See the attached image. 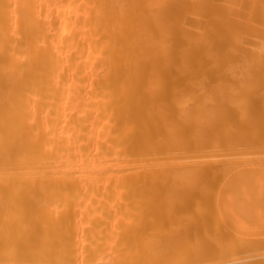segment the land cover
Instances as JSON below:
<instances>
[{
	"label": "bare ground",
	"instance_id": "1",
	"mask_svg": "<svg viewBox=\"0 0 264 264\" xmlns=\"http://www.w3.org/2000/svg\"><path fill=\"white\" fill-rule=\"evenodd\" d=\"M230 1L0 0V264H200L207 141L264 134V0ZM258 156L227 178L264 202Z\"/></svg>",
	"mask_w": 264,
	"mask_h": 264
},
{
	"label": "rangeland",
	"instance_id": "2",
	"mask_svg": "<svg viewBox=\"0 0 264 264\" xmlns=\"http://www.w3.org/2000/svg\"><path fill=\"white\" fill-rule=\"evenodd\" d=\"M196 0H190V2H192V4L195 6L196 4H197V7H208V6H213V5H225V6H229L228 4L229 3H227L228 2V0H227V2H226V0H197L196 2H195ZM201 3L200 5H199V2ZM225 1V2H224ZM230 1V0H229ZM198 2V3H197ZM196 3V4H195ZM226 3V4H225ZM230 3H232L231 1H230ZM244 92V91H243ZM241 106H243L244 107V105L243 104H241ZM240 105L238 106V107H241ZM253 109H254V107H253ZM259 110V109H254L253 111H252V114H257V111ZM259 112V111H258ZM240 116V115H239ZM222 117V116H221ZM224 117V116H223ZM256 117V116H255ZM254 117V118H255ZM239 117L237 116L236 118L234 117V118H232L233 120H230V121H224V119L225 118H223V121H224V123L225 124H223V126L222 127H224V125H225V131L223 130V132L225 133V135H224V133H223V135H224V137L225 138H223V135H222V138H223V140L221 139V141H222V144L221 143H219L220 141H217L218 143H219V145L221 144V146H216V145H214L215 143H217L216 142V140H218V139H214L212 136H214L215 134H212V136L210 135V138L211 139H209V141H207V142H209V144L208 145H212L213 144V147H214V150L216 151V153H215V151H211V149L210 148H208V150L205 148V150H207V151H209V152H207V157L209 156V157H211V159L210 158H207V159H204L206 162H208V169H209V167H210V170L212 171V173H214L213 171L215 170V172H216V176H217V171L216 170H218V172L220 171V167H219V169L217 168V166H223L224 165V169L222 168L221 170H224L225 172H223V173H219V175L216 177L215 175H213L212 173H210V174H212L211 176L214 178V176L216 177V178H214L213 179V182H210V180H206L205 181V179H204V181H205V183L206 182H208L207 184H209L208 185V187L206 186H204V185H206V184H203L202 186L203 187H205V189H207L208 190V196L210 197V199L211 200H209V197L207 196H205V195H207V194H203L206 198H207V200H208V202L206 201H204L203 202V206H205L206 205V207H208V204H209V209L210 208H212V210H211V213H213L212 211H213V209L217 206V208L219 209L218 211H220L219 213H216L217 215H214L215 214V212H218V211H214V213L213 214H211L212 215V217H208V216H210V210L207 208L206 210L209 212V214H207L206 216H207V218H210V221H208V222H210V224H211V226L212 227H214L215 226V228L217 227V225H215L216 224V220H217V222H218V220H219V217H221V219L220 220H223L222 222H223V224H222V222L220 221V222H218V224H219V226H221L220 228H219V230H221V231H219V234L217 233L218 231H217V228L215 229L214 228V230L213 229H211L212 227H209V223L207 222H205L206 224H205V226L203 225V228H205V227H207V224H209L208 225V227L206 228V231H208L209 230V232H207V236H203V235H201V238H202V236H203V239H204V237H205V239L204 240H202L203 241V245L202 246H205L204 248H206V249H208L205 253H206V256H205V258H204V256H201L202 258H201V261H203V262H201L200 261V264H232V263H234V264H240V261L241 262H244V260L245 261H248V260H246L247 258L248 259H250V261H248V263L249 262H251V263H254L255 261L254 260H256V259H259V260H261L262 261V258H261V256L258 258L257 256H255V255H261L263 252H264V244H261L262 242H264V233H262L261 232V229H263L264 230V227H263V225H264V223L262 222V221H264V205H263V200L262 199H260V196L257 194L258 192H256V193H252V194H250V195H246V196H250V198L247 200L246 199V197H244L245 199H243V197H240V196H242V195H240V193L242 192V190L243 189H245L246 190V193H247V190L248 189H246V187L245 188H243L242 190H239V191H241V192H238V189H239V186L238 185H235V186H237L238 188H236V187H234L233 188V185L235 184V183H237V182H233L234 184L232 185V182H231V180H229L228 178H230L231 177V175L233 176L234 174H237L236 172H234V171H237V172H239L241 169H242V166H243V164L245 163V161H244V159L246 158V160H247V158H251V155L253 156L252 158L257 162L258 160H256V158H257V156L261 153V152H264V134L262 135H260L259 133H257V131L255 132L254 131V128H255V126L253 127V125H256L255 123L257 122V118H258V120L259 119H261V118H259V117H256V120L254 119H252L251 120V117L247 120V122L245 121V120H243L242 119V117L240 116V118L238 119ZM217 119V118H216ZM220 120H221V118H219ZM220 120H215V123L213 122V120L211 119L210 121H212L215 125L217 124V125H220L221 126V124H220ZM235 120V121H234ZM238 120H240L239 122H238ZM262 120V119H261ZM216 121H218V122H216ZM222 121V122H223ZM256 121V122H255ZM264 121V120H263ZM207 122V121H206ZM249 122V123H248ZM207 123H209V122H207ZM240 123V124H239ZM244 123V124H243ZM249 125H248V124ZM250 123L252 124L251 126H250ZM258 123H260V120H259V122H257V125H258ZM212 124V123H211ZM213 124V125H214ZM227 124V125H226ZM229 124H231V125H229ZM236 124V125H235ZM263 124V123H262ZM210 125V123L207 125V126H209ZM233 125V126H232ZM260 125H261V123H260ZM219 126V127H220ZM241 126V127H240ZM259 126V125H258ZM258 126H256L257 128H258ZM238 130H237V129ZM257 128H255V129H257ZM231 129H233V130H231ZM236 129V130H235ZM245 129V130H244ZM229 130V131H228ZM236 132V133H234V132ZM239 131H240V133H239ZM248 131V132H247ZM228 132H232L233 134H230V133H228ZM207 133V132H206ZM211 133V132H210ZM209 132H208V134H210ZM230 135V136H228V135ZM253 134H255L254 136H253ZM235 137H234V136ZM249 135V136H248ZM207 136H209V135H207ZM207 136H205V137H207ZM216 136V135H215ZM214 136V137H215ZM231 136H233V137H231ZM245 136V137H244ZM253 136V137H252ZM228 137V138H227ZM238 137V138H237ZM242 138V142H241V138ZM258 137H260V139L258 138ZM207 138H209V137H207ZM215 138H217V136L215 137ZM219 138V137H218ZM235 138V139H234ZM250 138V139H249ZM212 139H214V140H212ZM248 141H247V140ZM259 139V140H258ZM262 139V140H261ZM214 141V142H212V143H210V141ZM228 140V141H227ZM234 140V141H233ZM204 141H205V139H204ZM224 141V142H223ZM227 141V142H226ZM236 141H238V142H240V143H236ZM246 141V142H245ZM252 141V142H251ZM260 141V142H259ZM257 142V143H256ZM227 143H229L230 145H228ZM233 143V144H232ZM255 143V144H254ZM205 144V143H204ZM237 144V146H235ZM244 144V145H243ZM246 144L248 145L247 146V148H246ZM250 144V145H249ZM206 146L205 147H207L208 145H207V143L205 144ZM224 145V146H223ZM253 145H256V146H260L261 145V148L259 147L258 148V151H259V149L261 150V152L259 151H256L254 148L256 147V146H253ZM223 146V147H222ZM229 146V147H228ZM254 148H253V147ZM208 147H212V146H208ZM213 147H212V149H213ZM216 147H219V148H216ZM226 147V148H225ZM232 147H234V148H232ZM236 147V148H235ZM243 149H242V148ZM251 149H253V150H251V152H249V151H246V150H250V148ZM223 148L225 149L224 150V152L222 151L223 150ZM228 148V149H227ZM263 148V149H262ZM222 149V150H221ZM230 149H233V150H230ZM219 150V151H218ZM229 150V151H228ZM254 150H255V152H256V154H258V155H256L255 157H254V155H253V152H254ZM234 151V152H233ZM238 151V152H237ZM243 151H245V152H243ZM206 152V151H205ZM214 154H213V153ZM221 153V155H220V153ZM223 152V153H222ZM230 152V153H229ZM242 152V153H241ZM258 152V153H257ZM219 153V154H218ZM233 153V154H232ZM240 153V154H239ZM245 153H247V157L245 156ZM251 153V154H250ZM217 154V155H216ZM227 154V155H226ZM238 154V155H237ZM249 154V155H248ZM211 155V156H210ZM216 156V157H214V156ZM229 155V156H228ZM237 155V156H236ZM212 156H213V158H212ZM223 156V157H222ZM232 156V157H231ZM234 156H236V157H234ZM250 156V157H249ZM262 156H264V153H261L259 156H258V158H261ZM222 157V158H221ZM242 157V158H241ZM204 158H206V153H205V157ZM226 158V159H225ZM210 159V160H209ZM240 159H243V160H240ZM217 160V161H216ZM222 160V161H221ZM224 160V161H223ZM239 160H240V162H239ZM217 162V164H215L216 162ZM219 161V162H218ZM234 161V162H233ZM239 162V165H240V163H242V165H237V162ZM205 162V163H206ZM210 162H212V163H210ZM213 162H215V163H213ZM220 162L222 163V164H220ZM234 163H236L235 165L239 168V169H237L236 170V168L237 167H235L234 165H232V164H234ZM231 166H230V165ZM210 165V166H209ZM226 165V166H225ZM206 166H207V164H206ZM206 166H205V169H204V172L206 173H208L209 174V172H210V170H207L206 169ZM212 167H214V168H212ZM229 167H230V169H229ZM234 169H233V168ZM226 168H227V170H226ZM212 169H214V170H212ZM205 170H207V171H205ZM229 170V171H228ZM231 170H232V173H231ZM222 172V171H221ZM233 172H234V174H233ZM204 173V175H208V174H205ZM210 174H209V176H210ZM221 174V175H220ZM224 176H226V178L224 179L223 177V175ZM229 174V175H228ZM210 176V177H211ZM221 176V177H220ZM205 177H207L206 179H208V178H210V177H208V176H205ZM204 177V178H205ZM228 177V178H227ZM236 177V176H235ZM218 178H220L219 180H220V182H219V180H218ZM232 178V177H231ZM234 178V177H233ZM223 179V180H222ZM236 180H237V177L235 178ZM235 179H232L233 181H235ZM212 181V180H211ZM218 181V182H217ZM221 181H223V182H221ZM226 181V182H225ZM237 181H239V183L241 182L240 180H237ZM210 182V183H209ZM229 182V183H228ZM216 183H217V185H216ZM231 183V184H230ZM238 183V184H239ZM231 186H230V185ZM210 185H211V187H210ZM220 185V186H219ZM223 185H224V187H223ZM240 185V184H239ZM244 184H242L241 186H243ZM214 186V187H213ZM228 188H227V187ZM240 186V187H241ZM245 186V185H244ZM202 187V188H203ZM209 188V189H208ZM224 188V189H223ZM204 189V190H205ZM210 189H211V191H210ZM236 189V190H235ZM203 190V189H202ZM203 190V191H204ZM212 190H215V191H217V192H215L214 193V191H212ZM221 190V191H220ZM225 190H228L227 192H229V193H227ZM250 190V189H249ZM210 191V192H209ZM232 191H234V192H232ZM257 191H258V189H257ZM221 192V195L220 194H218V193H220ZM232 192V193H231ZM238 194H237V193ZM250 192H252V191H248V193H250ZM204 193H205V191H204ZM217 193V194H216ZM243 193H244V191H243ZM242 193V194H243ZM215 194H216V197H215ZM256 194V195H255ZM217 195H219V196H217ZM233 195H235V196H237V198L235 197V196H233ZM254 195V196H253ZM222 196V197H221ZM243 196H244V194H243ZM259 197V199H260V201H258L259 199L258 198H256V197ZM215 197V198H214ZM218 197V198H217ZM220 197V198H219ZM224 197H225V199H224ZM226 197H227V201H225L226 200ZM232 197H234V199L232 198ZM247 197V198H248ZM217 198V199H216ZM231 198V199H230ZM239 198L241 199V200H239ZM214 199H216V202L214 201ZM224 199V200H223ZM205 200V199H204ZM225 201L228 205H226V203L224 204V202L223 201ZM230 200V203H232V201H234L235 202V204H234V202H233V204H231L230 206H229V201ZM239 200V201H238ZM245 202H244V201ZM221 201V202H220ZM237 201V202H236ZM212 202V203H211ZM220 202V204H218ZM240 202V203H239ZM247 202L248 203H250V205H251V209L250 210H252V208L254 209V215L255 214H257V216H253V215H251V214H253L252 212H250V215H248V213H247V211H248V208L250 207L249 205H247ZM207 203V204H206ZM224 205H223V204ZM245 203V204H244ZM262 203V204H261ZM216 204V205H215ZM244 204V205H243ZM213 205V206H212ZM226 205V206H225ZM244 207H243V206ZM245 205H247V206H245ZM261 205V206H260ZM221 206L223 207V208H221ZM229 206V207H228ZM232 206V207H231ZM234 206H235V208H234ZM237 206V207H236ZM205 207V208H206ZM214 207V208H213ZM226 207V208H225ZM246 207H248V208H246ZM228 208H231V210L230 209H228ZM238 208H239V210H240V212H239V210H238ZM242 208H244V209H242ZM245 208H246V210L247 211H245ZM225 209V215H226V218L228 217H230V219L228 220V218L226 219V222H225V215H223L222 213L224 212H222L221 213V211L222 210H224ZM235 209V211L236 212H239L240 214H241V217L243 216V218H241L240 217V214L238 213V214H236V212L235 211H233ZM256 209H258V210H256ZM214 210H216V209H214ZM249 210V211H250ZM231 211V212H230ZM233 211V212H232ZM245 213H244V212ZM230 212V213H229ZM229 213V214H228ZM232 213H234V215L236 216L237 215V217H238V215H239V217H238V221H237V217H235V216H233V214ZM219 214H220V216H219ZM258 214H259V216H258ZM219 216V217H216V219H214L215 220V224H212V223H214V220H212L213 218H214V216ZM223 215V216H222ZM231 215L233 216V217H231ZM245 215V216H244ZM248 215V216H247ZM236 219H235V218ZM223 218V219H222ZM244 218H245V220H244ZM255 218H256V220H255ZM257 218H259V219H257ZM238 222H236L235 223V220ZM260 219H262V220H260ZM209 220V219H208ZM261 221V222H258V221ZM230 223L231 221L232 222H234V224H231V226H232V229H230L231 227H230V224L228 223V222ZM239 221H241L240 223H239ZM253 221V222H252ZM256 221V222H255ZM225 222V223H224ZM231 222V223H232ZM258 222V223H257ZM228 223V224H227ZM246 223V224H245ZM253 223V224H252ZM256 223H257V225H256ZM220 224H222V225H224L225 224V229L223 228V226L222 225H220ZM227 224V225H226ZM236 224V225H235ZM239 224H240V226H239ZM263 224V225H262ZM242 225V226H241ZM218 226V227H219ZM241 227V229H242V231H241V229L240 228H236V227ZM247 226V227H246ZM254 226V227H253ZM228 227V228H227ZM234 227H235V231L234 232H236L237 233V231H238V236H237V234H234L236 237H234V238H232V239H235V240H232L231 238H228V237H232L233 236V233L231 232H228L229 230L230 231H233V229H234ZM244 227H246V228H244ZM256 227V228H255ZM263 227V228H262ZM239 229V230H238ZM245 229H246V232L248 231L249 233H247L246 234V232H245ZM256 229V230H255ZM202 230V229H201ZM205 230V229H204ZM223 230H224V232H223ZM226 230H227V232L229 233V234H232V235H230L229 236V234H227V232H226ZM241 231V232H240ZM259 231V232H258ZM213 232H215V233H213ZM222 233V235H221V233ZM258 232V233H257ZM202 233L204 234V231H202ZM206 233V232H205ZM211 233V234H210ZM240 233V234H239ZM214 234H217L218 236L220 235V238L217 236H215L214 237ZM224 234V235H223ZM250 234H252V235H250ZM260 234V236H258ZM210 235H212V236H210ZM208 236H210L211 237V239H210V237H209V239H208ZM247 236V237H246ZM255 236V237H254ZM261 236H263V237H261ZM226 237V238H225ZM251 237V238H250ZM257 237V238H256ZM213 238V239H212ZM218 240V238L220 239L218 242L216 241V239ZM221 238H223L225 241H223V240H221ZM244 238H246V240H243ZM250 238V239H249ZM254 238V239H253ZM215 239V240H214ZM227 239H231L232 241H230V243H231V246H230V243H228L229 241H227ZM247 239H249L248 241L251 243V244H253V245H250V244H248L249 242H247ZM258 239H260L262 242L260 243V240L258 241ZM208 240V241H207ZM213 240H214V242H213ZM252 240V241H251ZM212 241V242H211ZM235 241V246H233V249L232 250H234V247H235V250L233 251V252H229V251H231V247H232V242H234ZM243 241V242H242ZM209 244H207V243ZM220 242V243H219ZM226 242V243H225ZM213 243H215V244H221L222 245V243L224 244V247H222V248H226V244H227V246H229L227 249H228V251H227V249H224V250H226V251H224V250H222V248L220 247V246H218V245H214ZM254 243H256V244H254ZM257 243H259L258 245H257ZM237 244V245H236ZM243 244V245H242ZM244 244H246V245H244ZM233 245H234V243H233ZM238 245L240 246V247H238ZM249 245H250V249L248 248L249 247ZM214 246V247H213ZM219 248H218V247ZM243 246L246 248V249H243ZM256 247V249L255 248H253V247ZM263 247V248H262ZM203 248V249H204ZM212 248V249H211ZM238 248H240V249H238ZM249 250H248V249ZM260 248V249H259ZM202 249V253L204 254V251L206 250H203ZM210 249V250H209ZM215 249V250H214ZM219 249V250H218ZM237 249V250H236ZM263 249V250H262ZM213 250V251H212ZM242 250V251H241ZM261 250V251H260ZM217 253H216V252ZM235 251H239V252H235ZM255 251V252H254ZM263 251V252H262ZM221 252V253H220ZM224 252V253H223ZM250 252H252V253H250ZM257 252V253H256ZM260 252H262V253H260ZM220 253V254H219ZM228 253V254H227ZM235 253V254H234ZM248 253V254H247ZM254 253H255V255H254ZM250 255H251V257H250ZM263 255V254H262ZM99 257L101 258V259H103V260H106V255L103 253V252H100L99 253ZM207 257V258H206ZM257 257V258H256ZM263 257V256H262ZM203 258H204V260H203ZM264 258V257H263ZM234 262H233V261ZM256 261H258V260H256ZM264 261V260H263ZM232 262V263H231ZM260 262V261H259ZM241 264H243V263H241ZM245 264H247V262L245 263ZM255 264V263H254ZM257 264H259V263H257ZM262 264H264V263H262Z\"/></svg>",
	"mask_w": 264,
	"mask_h": 264
}]
</instances>
